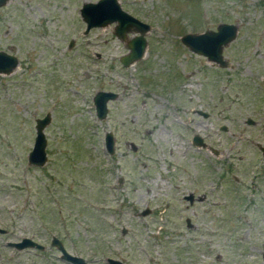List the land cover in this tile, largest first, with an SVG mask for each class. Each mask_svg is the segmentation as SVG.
I'll list each match as a JSON object with an SVG mask.
<instances>
[{
  "label": "rangeland",
  "instance_id": "374dc122",
  "mask_svg": "<svg viewBox=\"0 0 264 264\" xmlns=\"http://www.w3.org/2000/svg\"><path fill=\"white\" fill-rule=\"evenodd\" d=\"M87 1L0 6V50L17 58L0 73V264H69L52 236L87 264H264V0H118L149 25L128 66L114 22L84 32ZM219 22L237 28L224 67L179 39ZM98 90L116 93L102 119ZM20 237L43 249L6 245Z\"/></svg>",
  "mask_w": 264,
  "mask_h": 264
},
{
  "label": "water",
  "instance_id": "95a60500",
  "mask_svg": "<svg viewBox=\"0 0 264 264\" xmlns=\"http://www.w3.org/2000/svg\"><path fill=\"white\" fill-rule=\"evenodd\" d=\"M7 0H0L2 6ZM79 15L85 23L84 32H87L92 27H102L114 22L112 31L113 34L122 41H125V46L128 51L119 56V61L123 66H128L132 62L141 58L145 47L146 40L144 34L149 29V25L140 21L123 10L118 0H95L87 1L81 4ZM236 26L232 23L219 22L214 29H204L201 32H186L179 39L191 52L200 54L208 61L214 62L220 67L226 66L227 62L223 59L221 50L222 47L231 41L236 35ZM127 33L133 35L127 38ZM71 43V42H69ZM17 64V58L3 50H0V73H9ZM264 83V78H263ZM116 98V93L112 91L98 90L92 96V103L97 119H102L106 116L107 102ZM50 120L49 112H46L42 117L35 119L32 147L27 153V163L31 166L41 167L46 162V138L43 129ZM246 123L252 124L250 118H246ZM222 129L224 127L222 126ZM104 148L108 154L114 152V139L111 132L104 133ZM192 144L195 146H204L202 139L194 134L191 138ZM262 156H264V146L257 145ZM189 202L192 201V193L184 196ZM148 210L143 211L146 213ZM187 226H190L188 218H186ZM124 230H122L123 232ZM6 230L0 227V233ZM8 246L16 249L26 247L43 249V246L31 239L30 237H20L16 241H7ZM50 244L56 247L59 251V258L69 264H87L81 256L69 253L63 246L62 242L55 236L50 239ZM109 264H121L117 259L106 258Z\"/></svg>",
  "mask_w": 264,
  "mask_h": 264
},
{
  "label": "flooded vegetation",
  "instance_id": "af4514ba",
  "mask_svg": "<svg viewBox=\"0 0 264 264\" xmlns=\"http://www.w3.org/2000/svg\"><path fill=\"white\" fill-rule=\"evenodd\" d=\"M227 23H229V22H227ZM207 29V28H206ZM203 31V30H202ZM199 32H201V31H199ZM194 53V52H193ZM206 58V57H205ZM187 195V194H186ZM185 196V195H184ZM193 196V195H192ZM185 198V197H184ZM186 199V198H185ZM193 199V198H192ZM7 243V242H6ZM7 245V244H6ZM16 249V248H15ZM18 250V249H17ZM63 261V260H62Z\"/></svg>",
  "mask_w": 264,
  "mask_h": 264
}]
</instances>
